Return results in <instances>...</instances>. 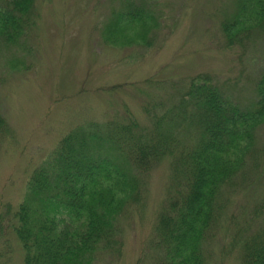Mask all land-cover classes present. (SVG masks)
Here are the masks:
<instances>
[{"label":"trees","instance_id":"16d2710c","mask_svg":"<svg viewBox=\"0 0 264 264\" xmlns=\"http://www.w3.org/2000/svg\"><path fill=\"white\" fill-rule=\"evenodd\" d=\"M37 1L0 0V54L18 55L13 71L25 67L21 54L31 57ZM118 1L102 24L103 43L154 47L163 16L159 0ZM219 23L227 50L253 35L264 39V0H235ZM160 98L143 106L147 124L125 108L123 119L77 125L31 173L10 225L24 264H94L100 254L120 253V220L142 203L141 180L163 161L171 174L155 226L159 264H206V239L222 220L227 190L242 176L264 126V69L249 109L210 74L191 76ZM7 131L0 113V134ZM241 234L234 237L241 264H264V229Z\"/></svg>","mask_w":264,"mask_h":264},{"label":"rangeland","instance_id":"374dc122","mask_svg":"<svg viewBox=\"0 0 264 264\" xmlns=\"http://www.w3.org/2000/svg\"><path fill=\"white\" fill-rule=\"evenodd\" d=\"M159 2L161 28L150 49L103 43L102 24L118 0H38L32 54H21L25 70L10 68L18 55L0 54V113L8 125L0 134V264H24L11 215L31 173L77 125L123 119L125 108L147 124L143 106L149 100L161 101L174 85L198 74L212 75L234 102L252 107L264 69V39L253 35L243 47L225 48L219 22L231 14L235 0ZM257 134L237 187L233 182L223 199L222 220L206 239V264H241L234 237L248 227L264 229V126ZM170 174L167 161L146 173L142 203L120 220V253L100 254L94 264L161 262L155 226Z\"/></svg>","mask_w":264,"mask_h":264}]
</instances>
